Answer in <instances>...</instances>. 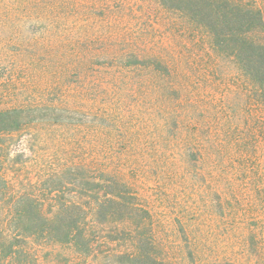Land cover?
I'll return each instance as SVG.
<instances>
[{
    "label": "trees",
    "instance_id": "16d2710c",
    "mask_svg": "<svg viewBox=\"0 0 264 264\" xmlns=\"http://www.w3.org/2000/svg\"><path fill=\"white\" fill-rule=\"evenodd\" d=\"M162 2L185 21V36L175 48L118 45L107 63L69 61L71 76L48 85V107L31 100L0 108V133L18 132L42 118L52 123L77 116L89 139L82 146L88 163L50 176L47 207L30 193L12 189L3 178L0 264H34L33 251L24 246L31 239L90 252L100 229L115 234L114 240L123 235L133 242L131 262L169 264L157 256L152 207L143 195L152 176L159 183L199 176L226 225L239 229L245 209H252L254 221L264 226V117L254 114L264 113V6L256 0ZM188 39L194 42V52ZM219 57L230 59L244 79L241 87L250 88L246 93L238 90L232 106L211 98L192 78L204 75L197 73L201 64H208L214 74ZM135 97L153 115L150 138L154 137L145 144L126 132L117 112L118 103L122 107ZM39 114L45 117L37 120ZM146 145L168 166L164 177L149 175L158 163L154 158L147 166L139 160L140 146ZM175 222L187 246L193 240L191 257L199 250L207 252L195 217L179 215ZM259 231L264 246V231ZM222 260L219 264H238L228 257Z\"/></svg>",
    "mask_w": 264,
    "mask_h": 264
},
{
    "label": "rangeland",
    "instance_id": "374dc122",
    "mask_svg": "<svg viewBox=\"0 0 264 264\" xmlns=\"http://www.w3.org/2000/svg\"><path fill=\"white\" fill-rule=\"evenodd\" d=\"M256 1L264 6V0ZM169 7L162 0H0V108L30 104L31 100L48 107V85L56 78L71 76L67 69L69 61L84 58L93 64L107 63L118 45L126 49L160 45L175 48L180 44L185 21ZM186 42L194 52V42ZM82 50H87L85 55ZM210 55L213 56L211 51ZM217 62L219 68L214 74L208 64H201L197 73L204 75L192 78L211 98H222L232 106L237 102L238 90L246 93L244 89L250 88L241 87L244 79L230 59L219 57ZM116 107L132 138L139 139L141 144L153 139V115L139 97ZM254 114L264 117L259 110ZM71 117L72 120L63 117L52 123L42 118L18 132L0 133V189L5 187L4 178L12 189L30 193L40 205L48 206V189L53 186L50 176L88 163L82 149L89 143L86 125L77 116ZM153 158L158 163L154 168L152 165L149 175L164 177L168 166L159 152L148 145L140 146V161L147 166ZM197 177L169 178L167 183L161 179L159 183L152 176L147 181L143 195L152 207L159 242L157 256L168 259L169 264H219L224 257L238 264H264L259 231H264V226L254 221L255 211L245 209L246 217L239 229L226 225L210 188ZM186 214L200 222L203 240L208 245L207 252H193V257L188 252L193 249V240L187 246L175 222L176 216ZM99 232L90 252L34 239L27 240L24 246L33 251L34 264H137L131 262L132 241L123 235L114 240L118 237L110 236L108 229Z\"/></svg>",
    "mask_w": 264,
    "mask_h": 264
}]
</instances>
